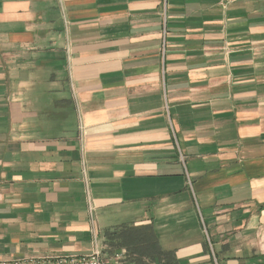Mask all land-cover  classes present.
<instances>
[{"label":"crops","instance_id":"0c3cea01","mask_svg":"<svg viewBox=\"0 0 264 264\" xmlns=\"http://www.w3.org/2000/svg\"><path fill=\"white\" fill-rule=\"evenodd\" d=\"M122 226L264 264V0H0V262Z\"/></svg>","mask_w":264,"mask_h":264},{"label":"trees","instance_id":"16d2710c","mask_svg":"<svg viewBox=\"0 0 264 264\" xmlns=\"http://www.w3.org/2000/svg\"><path fill=\"white\" fill-rule=\"evenodd\" d=\"M106 242L114 252L124 249L132 264H176L170 253L161 251L149 226H122L109 233Z\"/></svg>","mask_w":264,"mask_h":264},{"label":"built area","instance_id":"2783aa9c","mask_svg":"<svg viewBox=\"0 0 264 264\" xmlns=\"http://www.w3.org/2000/svg\"><path fill=\"white\" fill-rule=\"evenodd\" d=\"M127 256L124 250L115 251L107 256L104 251L95 246L90 254L84 256H71L61 258H48L39 260H12L0 264H126Z\"/></svg>","mask_w":264,"mask_h":264},{"label":"rangeland","instance_id":"374dc122","mask_svg":"<svg viewBox=\"0 0 264 264\" xmlns=\"http://www.w3.org/2000/svg\"><path fill=\"white\" fill-rule=\"evenodd\" d=\"M100 243L102 244L103 248H104V253L107 256H110L112 253H114V250L110 248L109 244H107V242L105 241V238H102Z\"/></svg>","mask_w":264,"mask_h":264}]
</instances>
